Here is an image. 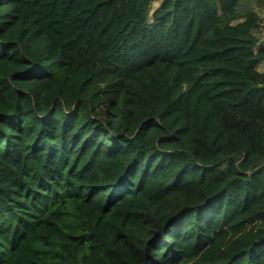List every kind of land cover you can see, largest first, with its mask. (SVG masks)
<instances>
[{"label": "trees", "instance_id": "1", "mask_svg": "<svg viewBox=\"0 0 264 264\" xmlns=\"http://www.w3.org/2000/svg\"><path fill=\"white\" fill-rule=\"evenodd\" d=\"M0 0V264H264V59L250 0Z\"/></svg>", "mask_w": 264, "mask_h": 264}, {"label": "crops", "instance_id": "2", "mask_svg": "<svg viewBox=\"0 0 264 264\" xmlns=\"http://www.w3.org/2000/svg\"><path fill=\"white\" fill-rule=\"evenodd\" d=\"M250 2L252 3L255 11L259 14L260 20H261L260 21V28L257 29L256 31H254V33L259 37V43H258V46L256 48L258 50L259 47L264 45V0H250ZM159 5H160V3L156 7H154V9L157 8ZM154 9H152V10H154ZM260 65H262V66L264 65V59L259 62L258 70L261 69V68H259ZM260 71L264 72V70H262V69Z\"/></svg>", "mask_w": 264, "mask_h": 264}, {"label": "rangeland", "instance_id": "3", "mask_svg": "<svg viewBox=\"0 0 264 264\" xmlns=\"http://www.w3.org/2000/svg\"><path fill=\"white\" fill-rule=\"evenodd\" d=\"M162 0H156L155 2L152 3V9H154V7H156ZM259 68H261L262 70H264V65H260ZM260 69V70H261Z\"/></svg>", "mask_w": 264, "mask_h": 264}]
</instances>
